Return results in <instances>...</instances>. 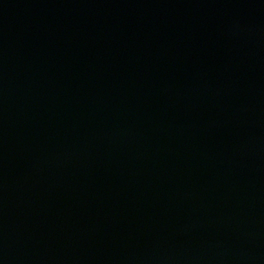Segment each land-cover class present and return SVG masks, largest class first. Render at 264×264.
I'll return each instance as SVG.
<instances>
[{"label": "water", "instance_id": "obj_1", "mask_svg": "<svg viewBox=\"0 0 264 264\" xmlns=\"http://www.w3.org/2000/svg\"><path fill=\"white\" fill-rule=\"evenodd\" d=\"M0 264H264V0H0Z\"/></svg>", "mask_w": 264, "mask_h": 264}]
</instances>
